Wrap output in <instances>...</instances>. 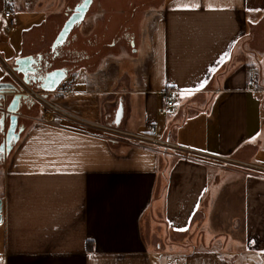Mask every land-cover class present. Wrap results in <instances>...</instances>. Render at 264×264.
I'll return each instance as SVG.
<instances>
[{
  "label": "crops",
  "instance_id": "crops-1",
  "mask_svg": "<svg viewBox=\"0 0 264 264\" xmlns=\"http://www.w3.org/2000/svg\"><path fill=\"white\" fill-rule=\"evenodd\" d=\"M6 4L0 81L61 111L4 157L0 264H264V0Z\"/></svg>",
  "mask_w": 264,
  "mask_h": 264
},
{
  "label": "built area",
  "instance_id": "built-area-1",
  "mask_svg": "<svg viewBox=\"0 0 264 264\" xmlns=\"http://www.w3.org/2000/svg\"><path fill=\"white\" fill-rule=\"evenodd\" d=\"M11 4H12V0H7V4H6V11H5V16L7 17H10L11 15ZM13 23V21L11 20V24ZM12 72H13V79L17 85L19 86L21 92L27 94V95H34L35 98H38L39 100H41L43 103L47 104L48 106L51 107L52 110H55V112H59L61 111L60 108H58V106H56L55 103H53L51 100H49L47 94V90L45 89H42V88H37V89H34L32 88V86H30L29 84H27L25 82V80H23V78L13 69H11ZM159 96L162 97L163 99H165L166 101V105H172L173 104V101L171 99V96H170V91H161L159 93ZM161 113L163 112V109H161L160 111ZM105 129H109L111 131H115L111 128H105ZM155 130V133L153 136H143V135H134V136H137V137H140V138H144V139H147L149 141H152L154 143H157L165 148H174V149H178V150H185V151H188V152H196V153H200V154H204L205 152H201L199 150H194V149H191V148H187V147H184L182 145H179V144H176L174 142H171V141H167L165 139H162V138H159L156 134L158 132V127L155 126L154 128ZM117 132H120V131H117ZM120 133H124L125 135H131L130 133H126V132H120ZM222 157V156H221ZM225 159H227L229 162H233V163H241V164H244V165H247V166H251V167H259V166H256L254 164H250V163H247V162H243V161H240V160H237V159H234V158H226V157H223Z\"/></svg>",
  "mask_w": 264,
  "mask_h": 264
},
{
  "label": "water",
  "instance_id": "water-1",
  "mask_svg": "<svg viewBox=\"0 0 264 264\" xmlns=\"http://www.w3.org/2000/svg\"><path fill=\"white\" fill-rule=\"evenodd\" d=\"M73 22H74L73 18L68 21L65 28L60 33L58 40H61L66 36ZM13 70L16 71L17 67H15ZM0 91L13 95L11 102L7 105V115L10 116L9 117L10 126L8 128L6 142L0 147V152L8 153L12 147V142L18 138V133L16 132V129L18 126L17 112L21 106V99L26 97L27 94L21 92L20 88L18 87L17 83L14 80L13 82L12 81H0ZM1 221H2V202L0 200V222Z\"/></svg>",
  "mask_w": 264,
  "mask_h": 264
},
{
  "label": "rangeland",
  "instance_id": "rangeland-1",
  "mask_svg": "<svg viewBox=\"0 0 264 264\" xmlns=\"http://www.w3.org/2000/svg\"><path fill=\"white\" fill-rule=\"evenodd\" d=\"M4 62L10 63V60H8V55L2 50V48H0V71L4 69ZM67 80V79H66ZM34 89H37L35 87H32ZM29 96V100H25L21 107L20 110L17 112L18 115V122H19V126L18 128L20 129L23 125H26V123L32 119H46L48 118L46 116V112H50L52 114V116L55 118L57 117V111L55 112V110H52L50 106H48L47 104L43 103L41 100H39L38 98H35L34 95H28ZM49 100H51L52 98L50 97V94H47ZM52 101V100H51ZM53 102V101H52ZM8 105V104H7ZM5 113L7 112V108L5 107ZM57 119V118H56ZM65 119V120H64ZM64 121H68L69 119L64 118ZM48 120V119H46ZM52 120V119H50ZM69 122V121H68ZM18 128H17V132H18ZM2 138V134H0V139ZM7 152L4 153L3 157H5ZM5 163V159L3 158V161L0 162V173L3 171V165ZM166 261V260H165ZM164 264H170V262H165Z\"/></svg>",
  "mask_w": 264,
  "mask_h": 264
},
{
  "label": "flooded vegetation",
  "instance_id": "flooded-vegetation-1",
  "mask_svg": "<svg viewBox=\"0 0 264 264\" xmlns=\"http://www.w3.org/2000/svg\"><path fill=\"white\" fill-rule=\"evenodd\" d=\"M25 65H26V61H21L20 63V67L23 69L25 68ZM55 79V75H50L47 79H45V81L42 83V87L44 88H48L51 86L50 83H52ZM25 80V79H23ZM9 81H12L13 80H9ZM26 82V80H25ZM19 87V86H18ZM13 96V95H12ZM11 102V101H10ZM9 102V103H10ZM10 116H8L7 114H3L1 117H0V134H2V138L0 139V147L6 142V137H7V132H8V128H9V124H10ZM18 126H19V122H18ZM17 126V128H18ZM16 132H17V129H16ZM3 155L4 153L3 152H0V162L3 161Z\"/></svg>",
  "mask_w": 264,
  "mask_h": 264
},
{
  "label": "snow or ice",
  "instance_id": "snow-or-ice-1",
  "mask_svg": "<svg viewBox=\"0 0 264 264\" xmlns=\"http://www.w3.org/2000/svg\"><path fill=\"white\" fill-rule=\"evenodd\" d=\"M196 7H198V5H195V6H192V5H189V4H185L184 5V8L186 10H195ZM2 22H3V20H2V18H0V23H2ZM225 55H228V54L226 53ZM223 59L224 58L221 57V60H223ZM204 82L205 81H201L199 86L196 87L195 89H184L183 93L186 94V95H192L194 93V91H199L203 87ZM181 230H183V229H181Z\"/></svg>",
  "mask_w": 264,
  "mask_h": 264
},
{
  "label": "bare ground",
  "instance_id": "bare-ground-1",
  "mask_svg": "<svg viewBox=\"0 0 264 264\" xmlns=\"http://www.w3.org/2000/svg\"><path fill=\"white\" fill-rule=\"evenodd\" d=\"M45 114H46V116H47L48 118H50V119L53 118V116H52V114H51L50 112H46Z\"/></svg>",
  "mask_w": 264,
  "mask_h": 264
},
{
  "label": "trees",
  "instance_id": "trees-1",
  "mask_svg": "<svg viewBox=\"0 0 264 264\" xmlns=\"http://www.w3.org/2000/svg\"><path fill=\"white\" fill-rule=\"evenodd\" d=\"M88 246L91 247V243L90 242L88 243Z\"/></svg>",
  "mask_w": 264,
  "mask_h": 264
}]
</instances>
